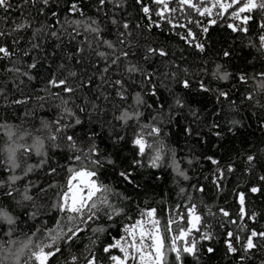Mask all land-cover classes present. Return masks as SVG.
<instances>
[{
  "label": "snow or ice",
  "instance_id": "6c2138e0",
  "mask_svg": "<svg viewBox=\"0 0 264 264\" xmlns=\"http://www.w3.org/2000/svg\"><path fill=\"white\" fill-rule=\"evenodd\" d=\"M110 2L113 13L116 5L127 4ZM135 4L143 13L135 23L129 13L113 14L108 24L87 15L82 0H0V60H7L0 73L12 80V91L0 87L5 123L9 106L16 110L31 104L25 115L33 120L45 109H56L40 119L48 134L36 138V151L43 156L38 164L27 163L16 172L11 149L9 160L0 164V170H7L0 171V217L7 219L0 232L6 228L11 238L14 231L23 233L22 219L33 221L25 224L28 259L18 255L19 264L33 257L39 264H189V258L210 264L216 249L209 243L205 251L200 241H211L214 233L202 222L201 209L214 216L213 197L238 191V217L219 208L218 222L229 237L226 252L236 264H253L260 252L259 264H264V230L246 222L255 221L264 208H249L246 192L238 190L247 182L245 174L259 172L261 183H252L249 190L264 196V0ZM93 6L104 11L107 2L93 0ZM257 12L258 43L239 36L257 24ZM165 24L186 45L179 54L167 39L156 42L155 35L151 43H141L151 34L145 27L163 29ZM212 25L232 43L213 38ZM238 37L255 49L247 54L253 62L243 71L232 63ZM257 63L250 76L247 68ZM13 92L18 97L10 98ZM248 108L253 113L246 124L240 113ZM109 111L112 117L105 119ZM104 133L111 151L101 147ZM127 140L140 154L130 163L120 156ZM181 144L188 167L178 156ZM25 151L32 149L25 146ZM65 175L66 190L56 179ZM110 177L124 189L106 182ZM165 181L169 201L173 192L178 199L169 203L162 227L149 192ZM48 213L55 219L53 227L47 226ZM225 217L236 230L224 223ZM41 229L44 235L37 238Z\"/></svg>",
  "mask_w": 264,
  "mask_h": 264
},
{
  "label": "trees",
  "instance_id": "16d2710c",
  "mask_svg": "<svg viewBox=\"0 0 264 264\" xmlns=\"http://www.w3.org/2000/svg\"><path fill=\"white\" fill-rule=\"evenodd\" d=\"M107 2V8L104 11H98L97 7L93 6V0H82V3L85 6V12L87 15H94L100 17L102 20L105 21V23L110 24V17L115 14L117 16H125L127 17L130 13L133 18V23H135V19L138 17H142L143 13L139 10V6L135 4V0H127L126 5H116V11L113 13V3L110 2V0H106ZM145 2H148V0H145ZM170 3H174L175 0H169ZM70 6V4L68 5ZM62 7H64L62 5ZM18 15V14H17ZM69 16H74L76 14L69 13ZM194 15H199L198 13H194ZM153 16L155 17V13H153ZM107 17V19H106ZM258 18H259V12H257V24L252 25V29L249 33H240L239 36L244 37H251L253 40H255L258 43V34H257V28H258ZM61 19H63V16H61ZM54 23V20L52 21ZM145 21H142L144 23ZM181 23H185L183 18H181ZM169 25L165 24V27L163 29H160L158 27H153V29L148 30L146 27L144 31L146 33H151L148 35L146 41H142L141 43H151L153 41V35L157 37V41L167 39L169 43L173 46L174 50L177 54H179L180 49L182 47H186L184 45V42L180 39L179 36H177L175 33H169L168 32ZM210 27V34L213 38L216 40H222L227 38L229 43H232L231 38L227 37L226 34L223 31H220L217 29L216 25L209 26ZM179 30V29H177ZM196 30L199 31V28L196 27ZM230 31V30H229ZM27 35H30L29 33L25 34V42L27 41ZM65 42H67V37H64ZM79 39H84V35L81 34ZM23 43V42H22ZM9 44H11V41L9 40ZM255 52V49L250 48L247 46V40L245 39L244 44L242 45L240 42L239 37L236 40V47L234 49V57L232 63L239 66L240 70H245V64H252V58L251 56H248L247 54L249 52ZM85 54L87 55V46H85ZM159 54H157L158 56ZM0 64H7V60L3 59L0 60ZM259 68V64L257 63L256 68L248 67L247 72L251 76L253 75L257 69ZM34 72H37L38 70H33ZM33 83H36L35 81ZM0 87H5L9 91H12V80L9 78L8 75H5L4 73H0ZM140 90V89H137ZM18 92H13L12 96L10 98L18 97ZM2 104L3 101L0 99V164H3L7 162L10 158V149L12 150L14 162L16 165L15 171L16 172H22L23 169L26 167L27 163L30 164H38L39 160L43 158L42 153H38L36 151L35 142L36 138L39 137H47L48 129L44 125V122L40 119L45 116H49L52 111H55V107L52 109H45L42 112H40L36 119L33 120L30 115H25V108H31V104L28 105H20L16 110H13L15 106H9L7 111L8 120L7 123H5V112L2 110ZM253 110L251 108L247 109V112L241 111L240 115L245 119V123H249L247 117L249 115H252ZM18 117V118H17ZM112 113L109 111L107 116L104 117L105 119H111ZM255 117L253 116V127H255L254 124ZM87 122V117H85V124ZM175 130V129H173ZM96 131L99 132L100 128L99 125L96 126ZM249 131L248 139H253L251 135V129ZM104 136L103 143L101 144V147L107 148L109 151L112 150L111 148V142L107 140L106 133L102 134ZM129 137L132 136L131 130H129L128 133ZM258 136L259 133H256ZM149 139H151L149 137ZM213 143H215V138H213ZM235 147L239 148L241 147L240 143L238 141L232 142ZM25 146L31 147L32 151L30 154L26 153ZM182 151L178 153V156L183 160V167H188V162L186 157L187 150L183 148V144H181ZM30 155V158H29ZM133 155L136 156L137 159L140 158V154L138 152V146L133 145L130 140L125 141L124 147L120 150V156L122 158H126L127 162H131ZM146 160V158H145ZM61 163H64L62 161ZM208 166L210 165V162H207ZM0 171H7L6 169H2ZM152 171H155L154 169ZM170 171V169H169ZM205 172H207V167L204 169ZM65 172H67V168H65ZM158 175H162L163 172H158ZM247 177V182L240 184L238 190H243L246 192L248 200L247 204L249 208L255 207V209L258 212H261V209L264 208V196H261L259 193L253 194L250 192V185L252 183H261L260 181V173L257 172L255 174H245ZM56 179L63 184L64 190L67 188V176H64V179L61 181L60 176H57ZM109 183L116 184L117 187H119L121 190L124 189V184L119 183L117 184L116 181L113 178H109ZM169 185L167 182L160 183L159 187H156L153 185L154 191L149 192V196L154 197L153 200H150L149 203L153 204L154 207L158 210V215L161 217V226H166L169 216V203L172 201H176L178 198L176 197L175 192L172 193V201H169L167 192L169 189ZM235 187V181L234 178L232 181L229 182V188ZM53 191H56L55 188H53ZM189 191L191 189L189 188ZM131 189H129V195H131ZM207 198V197H206ZM216 201V207L213 208V215H209L205 209H201V211L204 212V216H202V222H205V225H211L212 231L214 233L213 238L211 241H200V243L205 245V251L206 246L210 243L215 249L216 254L212 257L210 264H236V259L233 258V254L227 253V244L225 243V240L229 239L227 237L225 229L220 226V223L218 221L221 220L222 214L219 212L220 207L227 208L230 213L233 216H239V198H238V191L234 192H228L227 194H220L218 197H213ZM141 198V202H142ZM135 201L133 206H135ZM174 207V204H173ZM186 212V210H185ZM131 215V213H129ZM205 217H207V220L205 221ZM45 220L47 221L48 227H53L55 225V219L52 218L51 213H48V215L45 217ZM224 223L233 230H236L235 225L229 224L227 218H223ZM125 222H129L125 220ZM134 222V220L132 221ZM249 225L255 227L257 230H264V212H261L260 215H258L257 219L255 221L247 220L246 221ZM33 223L30 219H22L20 222V228L23 229V233H21L19 230L14 231L12 233V237L9 238L6 233L7 229L5 228L4 232H0V264H19V261L17 260V256L21 259L27 260L28 255V247L26 245L27 241V233L28 228L25 227V224L31 225ZM181 224L186 223V221H181ZM237 223L239 221L237 220ZM0 224H7V219L4 217H0ZM43 230L41 229L38 233V237L43 236ZM88 233H85V240L84 244L88 243L87 240ZM198 239V237H197ZM237 247H239V244L237 243ZM81 248H83V244L81 245ZM262 253L257 252L254 255L253 258V264H259V258H261ZM49 259H52L51 257ZM28 264H39L38 261H35V258L33 257L32 260L28 261ZM189 264H194L191 258H189Z\"/></svg>",
  "mask_w": 264,
  "mask_h": 264
}]
</instances>
